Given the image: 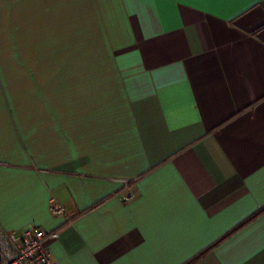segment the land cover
Wrapping results in <instances>:
<instances>
[{
    "label": "crops",
    "instance_id": "crops-1",
    "mask_svg": "<svg viewBox=\"0 0 264 264\" xmlns=\"http://www.w3.org/2000/svg\"><path fill=\"white\" fill-rule=\"evenodd\" d=\"M0 227L264 264V0H0Z\"/></svg>",
    "mask_w": 264,
    "mask_h": 264
},
{
    "label": "built area",
    "instance_id": "built-area-1",
    "mask_svg": "<svg viewBox=\"0 0 264 264\" xmlns=\"http://www.w3.org/2000/svg\"><path fill=\"white\" fill-rule=\"evenodd\" d=\"M133 198L123 196L128 202ZM62 214L61 209H53ZM59 231L47 232L40 228H31L21 234L7 232L0 227V264H58L54 261L49 243L59 238Z\"/></svg>",
    "mask_w": 264,
    "mask_h": 264
}]
</instances>
